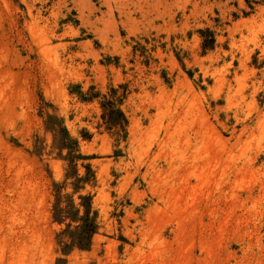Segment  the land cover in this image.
<instances>
[{
  "label": "rangeland",
  "instance_id": "rangeland-1",
  "mask_svg": "<svg viewBox=\"0 0 264 264\" xmlns=\"http://www.w3.org/2000/svg\"><path fill=\"white\" fill-rule=\"evenodd\" d=\"M0 105V264H264V0H0Z\"/></svg>",
  "mask_w": 264,
  "mask_h": 264
},
{
  "label": "bare ground",
  "instance_id": "bare-ground-1",
  "mask_svg": "<svg viewBox=\"0 0 264 264\" xmlns=\"http://www.w3.org/2000/svg\"><path fill=\"white\" fill-rule=\"evenodd\" d=\"M4 103V102H3ZM3 105V104H2ZM1 106V105H0ZM1 109V108H0ZM19 261V260H18Z\"/></svg>",
  "mask_w": 264,
  "mask_h": 264
}]
</instances>
